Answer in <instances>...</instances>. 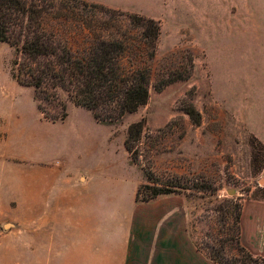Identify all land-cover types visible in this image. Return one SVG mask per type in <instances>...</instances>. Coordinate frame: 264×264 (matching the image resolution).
<instances>
[{
  "label": "rangeland",
  "instance_id": "374dc122",
  "mask_svg": "<svg viewBox=\"0 0 264 264\" xmlns=\"http://www.w3.org/2000/svg\"><path fill=\"white\" fill-rule=\"evenodd\" d=\"M24 1L36 15L41 14L42 27L52 43L84 54L97 39H120L126 45L122 63L149 72L147 103L116 122H102L104 132L113 129L112 140L92 143L94 160L104 162L107 170L123 174L131 183L136 180V188L148 184L163 190L148 200L143 199L148 191L140 194L135 202V230L149 236L185 232L201 261L220 264L218 260L239 254V215L240 235L243 222L247 238H254L251 249L242 244L241 236L240 244L254 256L264 257V62L240 61L233 32L209 31L201 15L170 14L169 0H150L144 10L163 15L170 29L190 31L205 49L207 62L199 47L189 46L184 37L170 39L169 32L153 47L142 36V28L119 10H105L86 0ZM22 58L15 45L0 41V128L12 136L22 127L51 130L45 119L60 120L57 117L62 113L55 101H43L45 114L41 112L34 88L13 77L15 60ZM46 91L66 104L68 115L58 126L69 129L76 122L95 123L91 112L75 106L63 88ZM190 103L200 113L198 124L184 111ZM139 120H144V128L133 147L134 162L124 139L128 125ZM4 136L0 131V151ZM76 144L82 143L75 140L73 147ZM82 151L81 156L83 147ZM15 203L13 198L8 204L0 203V245L8 224L23 216V208H16ZM10 257L0 252V264Z\"/></svg>",
  "mask_w": 264,
  "mask_h": 264
},
{
  "label": "crops",
  "instance_id": "0c3cea01",
  "mask_svg": "<svg viewBox=\"0 0 264 264\" xmlns=\"http://www.w3.org/2000/svg\"><path fill=\"white\" fill-rule=\"evenodd\" d=\"M86 1L158 20V40L166 32L170 39L184 37L189 46L200 48L207 62L205 49L190 31L170 29L163 15L144 10L150 0ZM169 4L170 14L201 15L209 31L233 32L240 61L264 62V0H169ZM66 117L45 119L51 123L46 132L22 127L12 136L0 128L5 132L0 203L13 198L15 207L23 208V216L8 224L1 236L0 252L12 258L2 264H208L185 232L149 236L135 230L137 181L107 170L93 157L92 143L112 140L113 129L104 132L102 122L95 119L67 129L61 125ZM18 125L16 120L14 127ZM75 140L82 144L73 147ZM10 184L15 187L7 188ZM241 227L242 244L251 249L254 238H247L243 222Z\"/></svg>",
  "mask_w": 264,
  "mask_h": 264
},
{
  "label": "trees",
  "instance_id": "16d2710c",
  "mask_svg": "<svg viewBox=\"0 0 264 264\" xmlns=\"http://www.w3.org/2000/svg\"><path fill=\"white\" fill-rule=\"evenodd\" d=\"M95 4L112 10L105 5ZM119 13L127 16L131 24L140 26L142 36L154 47L160 34L158 20L122 10ZM41 18V14L36 15L24 0H0V41L15 45L17 54L23 57L21 61L15 60L17 69L12 75L19 83L34 88V99L41 112L45 114L43 101H55L62 109L57 118L61 120L66 117V104L56 101L53 92L46 91V88L52 90L56 87L66 90L75 106L88 109L95 120L103 123L116 122L147 103L149 72L145 68L127 67L122 63L126 55V45L122 40L97 39L84 54H77L64 44L47 40ZM42 92L45 96H41ZM184 111L192 123L200 122V113L191 103L184 107ZM143 128L144 120L131 122L127 127L124 146L134 162L137 155L133 147ZM143 190L148 191L143 194L145 200L163 193L161 188L143 184L137 188L136 200ZM239 217L236 219L239 254L218 262L264 264V257L254 256L240 244Z\"/></svg>",
  "mask_w": 264,
  "mask_h": 264
}]
</instances>
